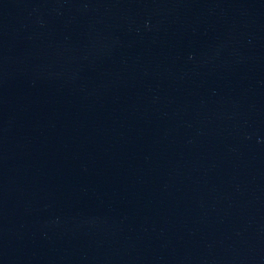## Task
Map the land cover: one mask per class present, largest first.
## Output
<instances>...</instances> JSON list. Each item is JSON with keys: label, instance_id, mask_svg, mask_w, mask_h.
Instances as JSON below:
<instances>
[{"label": "water", "instance_id": "1", "mask_svg": "<svg viewBox=\"0 0 264 264\" xmlns=\"http://www.w3.org/2000/svg\"><path fill=\"white\" fill-rule=\"evenodd\" d=\"M0 264H264V0H0Z\"/></svg>", "mask_w": 264, "mask_h": 264}]
</instances>
